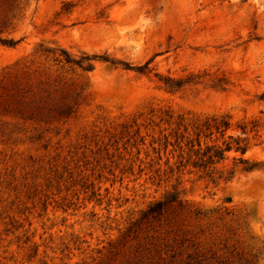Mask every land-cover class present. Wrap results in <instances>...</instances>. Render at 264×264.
<instances>
[{"label": "rangeland", "instance_id": "obj_1", "mask_svg": "<svg viewBox=\"0 0 264 264\" xmlns=\"http://www.w3.org/2000/svg\"><path fill=\"white\" fill-rule=\"evenodd\" d=\"M0 38V264H264V170L185 174L141 218L177 183L153 178L167 111L258 120L264 161V0H0Z\"/></svg>", "mask_w": 264, "mask_h": 264}, {"label": "trees", "instance_id": "obj_2", "mask_svg": "<svg viewBox=\"0 0 264 264\" xmlns=\"http://www.w3.org/2000/svg\"><path fill=\"white\" fill-rule=\"evenodd\" d=\"M0 42L8 46H16L19 40L3 39ZM46 51L53 52L51 48ZM61 60L67 64L76 65L84 71H91L95 61L102 60L117 64L109 55L86 54L74 57L66 50H61ZM150 62L136 66V70L150 72ZM165 87L170 91H178L188 80L165 76ZM72 112L68 107L67 114ZM158 124L159 137L154 138L151 145L158 155L159 163L165 157L164 173L159 167L153 178L162 180L164 175L169 178L176 176L177 183L173 190L167 191L162 199L151 202L142 211V220L159 219L175 204H183L182 192L179 187L181 177L185 174H195L201 179L213 183L228 182L239 172L251 173L264 170V161L248 157V152L254 145L260 143L263 124L256 119H244L236 123L229 113L222 114H180L177 117L170 111L165 113ZM138 134H141L139 129ZM232 156V164L226 163ZM154 164H151L153 166Z\"/></svg>", "mask_w": 264, "mask_h": 264}]
</instances>
